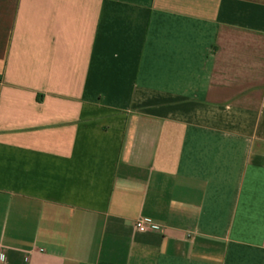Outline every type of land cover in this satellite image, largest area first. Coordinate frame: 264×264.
Masks as SVG:
<instances>
[{
	"label": "crops",
	"instance_id": "1",
	"mask_svg": "<svg viewBox=\"0 0 264 264\" xmlns=\"http://www.w3.org/2000/svg\"><path fill=\"white\" fill-rule=\"evenodd\" d=\"M0 255L264 264V0H0Z\"/></svg>",
	"mask_w": 264,
	"mask_h": 264
},
{
	"label": "built area",
	"instance_id": "2",
	"mask_svg": "<svg viewBox=\"0 0 264 264\" xmlns=\"http://www.w3.org/2000/svg\"><path fill=\"white\" fill-rule=\"evenodd\" d=\"M147 224H148V221L146 219H143V218H139L135 221V229L139 232H143V231H146L147 230ZM1 258H3V255H0Z\"/></svg>",
	"mask_w": 264,
	"mask_h": 264
}]
</instances>
